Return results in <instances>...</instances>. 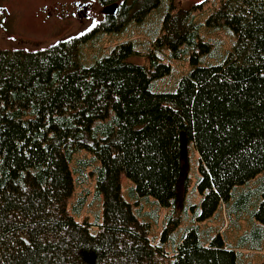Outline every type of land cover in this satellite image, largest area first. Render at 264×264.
I'll use <instances>...</instances> for the list:
<instances>
[{
	"label": "trees",
	"instance_id": "trees-1",
	"mask_svg": "<svg viewBox=\"0 0 264 264\" xmlns=\"http://www.w3.org/2000/svg\"><path fill=\"white\" fill-rule=\"evenodd\" d=\"M161 1L97 0L118 3L104 22L114 30ZM200 6L168 0L148 44L129 38L88 65L83 35L44 49L0 48V264H242L241 249H261L264 0H220L204 22ZM221 29L233 34L228 43L204 37ZM212 51L216 62L200 64ZM174 60H188L186 71ZM167 76L173 87L157 88ZM183 132L198 154L195 219L219 207L248 218L241 248L194 221L172 234ZM121 173L132 181L130 200ZM91 178L102 196V218L92 222L81 217Z\"/></svg>",
	"mask_w": 264,
	"mask_h": 264
},
{
	"label": "rangeland",
	"instance_id": "rangeland-1",
	"mask_svg": "<svg viewBox=\"0 0 264 264\" xmlns=\"http://www.w3.org/2000/svg\"><path fill=\"white\" fill-rule=\"evenodd\" d=\"M175 3L187 8L195 4H201L197 11L200 19L204 22L207 11L217 5L220 0H174ZM104 5H100L97 0H0V48L27 50L44 49L55 42L85 36L86 40L80 47V58L85 64H91L98 59L107 49L121 41L129 38L136 44H148L162 25L163 16L168 8V0H162L158 7L150 11L141 21L129 20L124 22L121 28L109 29L104 24L105 15L102 13ZM201 32H205L202 28ZM204 35V33H202ZM207 39L222 37L228 43L232 40L233 34L227 29L214 31L206 34ZM211 40V39H210ZM211 40L212 44L214 42ZM214 52L204 56L199 60L200 64L207 63L203 58L216 62ZM131 61L139 64L148 62L142 56H132ZM173 67L179 72H185L188 68V60L172 61ZM171 77L167 76L158 80L157 88L171 89ZM187 185L183 190L181 187L176 198L175 215L179 216L174 232L175 237L181 236L184 228L192 221L196 222L203 231H209L211 235L221 233L227 245L241 248V236L245 231H250L251 223L249 219L240 217L231 218L227 215L224 207H219L213 216L197 222L195 213L190 206L199 204L201 196L195 185L199 175L198 154L192 144L187 145ZM259 174L257 179L261 177ZM121 191L125 199L130 200L128 187L132 185L124 173L120 175ZM78 185L76 184L75 187ZM86 187L91 191L89 205L84 210L81 217H87L89 221L102 218V196L96 197L94 194V178L86 182ZM147 209L149 205L145 206ZM170 215V208H162V218L165 214ZM174 218V217H173ZM162 220V219H161ZM173 223V221L171 222ZM161 222L151 226V232L161 234ZM247 232V233H248ZM251 237V236H250ZM240 263L260 264L264 262V239L261 241L260 250L241 249Z\"/></svg>",
	"mask_w": 264,
	"mask_h": 264
},
{
	"label": "water",
	"instance_id": "water-1",
	"mask_svg": "<svg viewBox=\"0 0 264 264\" xmlns=\"http://www.w3.org/2000/svg\"><path fill=\"white\" fill-rule=\"evenodd\" d=\"M117 7H118L117 2H113L110 4L104 5L102 8V13L105 16L114 15L117 11ZM187 145H188L187 137H186L185 132H183L181 134V137H180L182 166H181V173H180L179 179H178V187H177L178 192H179L180 187H181V182H182L183 178L185 177V175L187 174V161H188V159H187Z\"/></svg>",
	"mask_w": 264,
	"mask_h": 264
}]
</instances>
